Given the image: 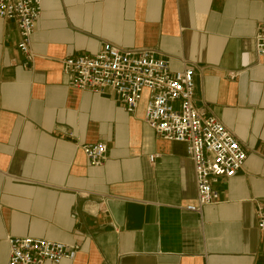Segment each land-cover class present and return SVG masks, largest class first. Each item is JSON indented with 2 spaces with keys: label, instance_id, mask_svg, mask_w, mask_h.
I'll return each mask as SVG.
<instances>
[{
  "label": "crops",
  "instance_id": "0c3cea01",
  "mask_svg": "<svg viewBox=\"0 0 264 264\" xmlns=\"http://www.w3.org/2000/svg\"><path fill=\"white\" fill-rule=\"evenodd\" d=\"M263 19L264 0H41L26 68L16 24L0 19V264L8 237L77 246L61 264H264V58L253 48ZM104 43L192 68L196 107L247 153L213 185L219 204L183 210L196 203L192 163L145 125L143 103L128 115L113 96L67 85L62 60ZM96 143L107 153L93 169L81 149ZM83 195L105 212L91 216Z\"/></svg>",
  "mask_w": 264,
  "mask_h": 264
},
{
  "label": "built area",
  "instance_id": "2783aa9c",
  "mask_svg": "<svg viewBox=\"0 0 264 264\" xmlns=\"http://www.w3.org/2000/svg\"><path fill=\"white\" fill-rule=\"evenodd\" d=\"M40 14L41 0H0V19L17 26V49L24 68L34 60L31 40ZM253 48L257 58H264V19L257 25ZM61 68L70 88L113 96L128 115L143 103L145 125L158 138L185 146L193 166L196 203L183 210L200 215L204 207L220 203V193L213 185L219 178L237 176L247 153L214 116L196 107L191 67L183 65L180 71L170 72L169 60L152 50H122L104 43L94 55L63 59ZM81 150L89 168L103 166L105 144L84 145ZM155 159L148 157L151 164ZM82 197L89 203L86 207L91 216L105 212L104 202ZM254 215L257 231L264 237V199L256 203ZM6 244L7 264H61L72 262L78 252L75 245L42 239L8 237Z\"/></svg>",
  "mask_w": 264,
  "mask_h": 264
}]
</instances>
